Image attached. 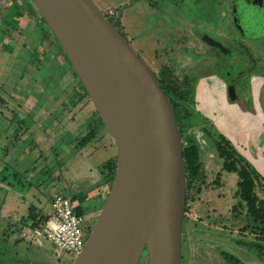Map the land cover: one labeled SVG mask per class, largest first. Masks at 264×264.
<instances>
[{"label":"rangeland","instance_id":"374dc122","mask_svg":"<svg viewBox=\"0 0 264 264\" xmlns=\"http://www.w3.org/2000/svg\"><path fill=\"white\" fill-rule=\"evenodd\" d=\"M93 1L103 11L118 4L115 1L116 5L108 7V0ZM36 10L30 0H0V89L10 97L8 100L0 96V157L6 165L15 162L16 168L13 170L17 171V177L23 175V187L28 188L24 206L16 209V205L15 210L19 213L13 216L14 220H21L17 224L12 223L14 229L10 225L11 230L0 226V264H72L75 257L73 254L61 252L47 238L27 241L21 237V227L29 223L33 227H41L44 222L38 226L32 224L34 221L29 216L30 208L37 219L48 216L53 197L62 194L72 197L79 206H84L87 222L92 228L110 190L109 169L106 164L111 162L114 165L116 162L115 146L104 122L88 94H85L54 35ZM142 12L136 4L130 13L126 10L121 12V21L112 19L117 27L123 26L127 35L133 34L132 37L139 44L148 42L146 37L139 35L141 27L139 19L135 18ZM156 21L155 26L164 29L163 21L160 18H156ZM240 41L247 42L243 39ZM251 45L259 47L263 52L259 55L264 57L262 42L255 40ZM259 62L260 67H263L260 71L245 74L247 70L243 69L240 74L246 75L247 79H236L237 85L244 88L239 90L241 96L236 102L242 111L247 110L252 114H256L257 106L251 78L258 75L264 80V64ZM206 67L201 65L196 67V71L201 75ZM170 68L176 73L178 80L186 72L173 65ZM184 87V97L191 104L194 99L191 98L193 89ZM258 98L264 110V86ZM170 100L175 102L172 97ZM227 103L232 104L229 100ZM192 106L194 112L189 117L192 118L195 112L202 114L195 104ZM191 130L193 129L185 130L184 139ZM193 131L200 136L196 129ZM89 132L93 133V137L82 144L80 140ZM249 145L254 158L258 156V151L263 154L264 130ZM245 158L249 167L264 181L262 170H258L250 158ZM207 162L211 163L209 159ZM17 164L21 166L17 167ZM186 176L188 183V172ZM262 186L264 188V182ZM232 192L228 195L223 193L219 197L222 198L223 205L228 206L222 208L225 212L230 210V204L234 205L238 201V193ZM209 198L215 200L213 193ZM204 202L202 205L208 203ZM211 206L213 203L206 207ZM242 206L244 201L239 207ZM5 212L10 211L6 209ZM243 221V217L239 216L238 223ZM187 225L188 221L184 218L183 228ZM6 232L9 234L6 235ZM137 264H148L145 251Z\"/></svg>","mask_w":264,"mask_h":264},{"label":"water","instance_id":"95a60500","mask_svg":"<svg viewBox=\"0 0 264 264\" xmlns=\"http://www.w3.org/2000/svg\"><path fill=\"white\" fill-rule=\"evenodd\" d=\"M30 1L61 45L116 150L110 190L72 264H137L143 251L148 264H182L183 140L167 94L93 0ZM235 24L245 38H264L260 11L235 16ZM199 38L228 51L208 33ZM222 77L229 101H237L235 84ZM207 155L218 161L215 152Z\"/></svg>","mask_w":264,"mask_h":264},{"label":"flooded vegetation","instance_id":"af4514ba","mask_svg":"<svg viewBox=\"0 0 264 264\" xmlns=\"http://www.w3.org/2000/svg\"><path fill=\"white\" fill-rule=\"evenodd\" d=\"M115 1L118 2L117 6L111 8L110 5L115 4ZM108 2L112 13L105 14V11H102L111 21L112 19L121 21V12L126 10L130 13L136 4L142 9L143 12L135 18L139 19L138 24L141 27L139 35L146 37L148 42L137 43L132 37L133 34L127 35L123 26L119 28L115 23L113 24L130 42L138 56L150 66L155 77L160 76L156 79L169 100L170 97L175 100L179 97H176L170 90L165 70L171 72L177 84H180V81L183 84L186 80L188 86L193 89L194 97L197 84L200 78L204 77V75H199L196 67L207 66L205 71L212 72L210 76L225 88L226 98L229 100L223 74L230 76L237 89L238 97H240L239 90L244 88L242 85H237V80L247 79L246 75H241L240 72L246 69V74L254 70L260 71L263 68L260 67L259 61L264 64V57L258 53L262 51L251 44H254L255 40L264 44V38L248 39L242 36L235 24V16L247 17L250 11L255 14L260 11L264 20V0H108ZM156 18L163 21L164 29L155 26ZM242 24L245 26V21ZM202 33H208L221 41L228 47L227 53L203 42L199 38V34ZM240 39L247 42H241ZM155 65H158V68H155ZM170 65L186 71L180 80L176 79V73L172 71ZM4 94L3 91L0 92L1 97L10 100V97ZM234 103L237 102H232ZM199 117L202 119H199L195 125L192 124V127L189 126L188 129L198 130L200 124H208L202 114ZM215 129L212 124L211 130ZM195 139L194 143L199 147V177L186 191L185 212L194 209L197 218L184 215L188 225L185 229L182 228V264H264V216L260 217V213L255 211L258 208L249 207L246 201H244V206L239 207L240 178L237 171L227 170L226 158L220 155L217 148L213 149L216 151L218 160L214 163L207 155L212 152V149H204L196 137ZM184 143L188 144V141L185 140ZM221 144L225 145V142L220 140L218 145ZM207 159L211 163L207 162ZM236 166H239L237 161ZM224 172L235 174L232 193H238V201L234 205L230 204V210L226 212L222 208L228 206L223 205V200L219 198L220 195L216 191L217 186L224 185L221 178ZM261 182H264L263 179ZM212 193L215 197L214 201L209 198L212 197ZM256 194L259 195V191H256ZM202 198L208 202L206 205H202L204 202ZM211 203L213 206L206 207ZM239 216H242L244 220L241 223H238Z\"/></svg>","mask_w":264,"mask_h":264},{"label":"crops","instance_id":"0c3cea01","mask_svg":"<svg viewBox=\"0 0 264 264\" xmlns=\"http://www.w3.org/2000/svg\"><path fill=\"white\" fill-rule=\"evenodd\" d=\"M210 74H212L211 71H205L201 74V76L204 75V77L200 78L194 95V104L201 111L208 124H200L201 126L198 127L199 129L197 130L200 136H197L196 133L191 130V132L188 131L189 135L185 139L190 143L194 142L196 137L199 143H201V147L204 149H212V152H214L213 149L216 148V143L222 140L225 142L226 146L234 151L237 159L246 160L245 157L248 159L250 158L252 163L257 166L258 170H262L261 172L264 174V153L261 154L260 151L257 150L258 156L254 158L251 155L249 145L250 141L254 143L256 135L264 130V110L258 98L264 86V80L258 75L251 78V87L256 98L257 106L256 114H252L247 110H244L245 112L242 111V108L240 109L237 103L228 104L225 88L220 82L213 79ZM212 124L216 128L214 131L209 128ZM202 139L204 140L203 142ZM203 143H205V145H202ZM262 150H264V145L262 146ZM237 153H239V155ZM9 165H11V170H9ZM20 166L21 164H17V167ZM15 168V162L6 165L3 158L0 157V220H6L5 222L0 221V226L8 230H11V228L14 229L13 224H17L21 220V218H15V220L13 218L16 213H19L15 210V207L17 205L16 209H18L19 206V208L24 206L26 200L25 192L28 189L23 187L24 179H21L23 175L16 176L17 171L13 170ZM221 178L223 181L222 184L224 185L217 186L216 191L219 195L223 193L228 195L233 191V178L235 179V174L224 172ZM225 198L227 197L225 196ZM218 203H220V201ZM80 207L86 212L84 206ZM6 209L10 212H5ZM51 209L52 207H50L48 212H50ZM2 223H6V225L3 226ZM2 231L4 232L5 230L2 229ZM8 234L9 232H6V235Z\"/></svg>","mask_w":264,"mask_h":264},{"label":"trees","instance_id":"16d2710c","mask_svg":"<svg viewBox=\"0 0 264 264\" xmlns=\"http://www.w3.org/2000/svg\"><path fill=\"white\" fill-rule=\"evenodd\" d=\"M36 11H38V10H36ZM39 15H40V13H39ZM40 17H41V15H40ZM42 20H43V18H42ZM55 41H56L57 45L63 51L61 45L56 40V38H55ZM64 55L67 58L65 53H64ZM67 60H68V58H67ZM70 66H71V64H70ZM74 73H75V71H74ZM75 75H76V73H75ZM76 77H77L81 87L85 91V94L87 95V92H86L83 84L81 83V81L79 80L77 75H76ZM165 77H166V81L169 84V87H170V90L172 91V93L176 97H179L178 100H175L174 103H172L171 100H169V101L173 107V110H174V113L176 116V120H177V124H178V128H179V132H180L182 139H183V158H184V164H185V176H186L187 172L189 174V181H188V183L186 182V191H187L188 187H191L193 182L195 183L196 179H198V177H199V163H198L199 147L194 142H190V143L188 142V144L184 143V140H185L184 135H185V130H187L189 126L198 122L199 118H197V116L199 117V115L197 112H195V115H193L192 118L189 117L191 112L192 111L194 112V109L192 106V105H194V99H193V90L190 86H188V82L185 80L183 84H177V82H175V80L173 78L174 76L168 70H165ZM184 86H188L189 89L192 90L191 98L193 99V101L191 102V104H189V102L186 101V99L184 97L185 93L183 90L186 89ZM178 113H179V116H178ZM184 119L185 120L188 119V121H185ZM181 129H182V131H181ZM92 137H93V133L89 132L80 141L82 144L87 143L88 141H90V139ZM216 148L218 149L220 155L224 156L226 158L227 170L228 171L236 170L238 175H239V178H240V180H239V192H240L239 205L242 204L243 201H246V203L249 207L254 208V209L258 208V210H255V211L259 212L260 217L263 218V216H264V211H263V208H264V188H263L262 183H261V177L259 175H257V173L253 169H251L248 164L246 165V163H247L246 160L240 159V158L237 159V156L235 155L234 151L230 147L223 145V144L218 145V143H216ZM236 161L239 165L238 167L236 166ZM109 163L106 165L109 169V181L111 184L113 181L114 175H115V169H116L115 163L116 162L114 163V165H112L111 162H109ZM186 178H187V176H186ZM256 191H259L260 197H258V195L256 194ZM76 210L78 213L79 212L85 213L79 205L77 206ZM30 211H29V216L32 217V219L34 221L32 224L34 226H38L41 222H45V220L48 217V216H44V217L40 216L37 219L36 215L33 214V211L31 210V208H30ZM261 229L263 230L262 227H261Z\"/></svg>","mask_w":264,"mask_h":264},{"label":"built area","instance_id":"2783aa9c","mask_svg":"<svg viewBox=\"0 0 264 264\" xmlns=\"http://www.w3.org/2000/svg\"><path fill=\"white\" fill-rule=\"evenodd\" d=\"M110 10L105 14H111ZM78 204L72 197L62 194L55 195L52 209L41 227H33L31 223L22 225L21 237L27 241L47 238L55 244L61 252L76 256L84 248L91 231L85 213H78ZM189 218H197V213L191 209L184 213Z\"/></svg>","mask_w":264,"mask_h":264},{"label":"bare ground","instance_id":"6f19581e","mask_svg":"<svg viewBox=\"0 0 264 264\" xmlns=\"http://www.w3.org/2000/svg\"><path fill=\"white\" fill-rule=\"evenodd\" d=\"M143 252H144V251H143ZM143 252L141 253L140 258L143 256ZM140 258H139V260H140Z\"/></svg>","mask_w":264,"mask_h":264}]
</instances>
